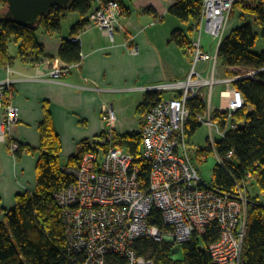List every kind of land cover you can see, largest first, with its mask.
Wrapping results in <instances>:
<instances>
[{
  "label": "built area",
  "instance_id": "built-area-1",
  "mask_svg": "<svg viewBox=\"0 0 264 264\" xmlns=\"http://www.w3.org/2000/svg\"><path fill=\"white\" fill-rule=\"evenodd\" d=\"M194 1L200 3L201 12L193 37L184 47L191 59L187 78L137 89L145 93L171 94L143 117L140 153L134 156L114 146L116 116L111 104H104L102 112L108 132L94 142V151L85 153L78 165L61 167V171L73 179L55 193L71 264H154L137 254L135 244L139 239L180 247L195 236L200 238L213 226L218 228L219 234L217 240L207 246L212 263L243 264L249 213L256 207L264 208L257 198L248 195L254 175L248 171L235 182L232 192L202 179L198 163L206 157L190 144L186 135L191 115L187 101L199 97L204 104L205 112L195 116L198 123L209 129L210 146L214 149L217 142L242 125L237 116L244 110L245 101L234 82L253 77L258 71L216 77L219 48L232 10L244 0ZM123 16L118 0H96L86 20L113 41L115 30L123 29L120 24ZM203 30L212 38L209 46L214 43V54L205 50ZM70 40L81 45L78 35ZM130 41L124 45L132 55H137L138 48ZM47 63L44 57L37 62L36 67L43 74L37 80L60 83V76L68 74L69 66L49 69ZM200 63L210 64L209 70H205L209 76L197 70ZM6 71L11 74L9 67ZM13 83L8 77L0 83V109L3 110L0 141L8 145L11 154L19 148L18 142L8 141L19 118V110L13 102ZM218 86L224 89L219 93V105L213 108V90ZM217 114L220 117L217 118ZM232 158L233 153L229 152L226 160ZM139 162L150 166L146 188L138 181ZM219 162L223 164L220 159Z\"/></svg>",
  "mask_w": 264,
  "mask_h": 264
},
{
  "label": "trees",
  "instance_id": "trees-1",
  "mask_svg": "<svg viewBox=\"0 0 264 264\" xmlns=\"http://www.w3.org/2000/svg\"><path fill=\"white\" fill-rule=\"evenodd\" d=\"M93 1L74 0L67 9L55 7L33 25H16L0 16V65H11L15 60L37 63L44 57L36 39L37 33L44 31L50 35L59 34L61 19L65 15L77 13L81 17L86 16ZM1 2L6 8L5 0ZM235 9L252 16L262 28L264 36L263 0H244L236 4L233 10ZM200 12V3L194 0H178L168 10L171 16L185 24H191L187 31L190 35ZM86 24L87 21L77 23L71 28V35H76ZM187 34L181 30H174L169 43L184 48L189 43ZM256 40L257 36L251 25L245 24L231 30L219 48V59L228 76L239 75L242 71L246 73L258 71L253 77L234 82V87L241 92L245 101L244 110L237 116L242 125L217 142L214 149L209 145L206 150H200L214 152L223 162L224 167L217 164L213 168L210 183L227 192H232L235 189V182L240 181L250 171L254 175L253 183L264 193V52L260 54L250 52ZM10 43L17 46L14 57L9 55ZM80 54V45L65 39L60 46L58 57L67 64H76L80 61ZM162 99L163 93L146 92L136 108V113L143 119ZM187 107L191 115L186 124V135L190 139L201 126L195 115L203 114L205 107L199 97L187 101ZM42 109L44 117L38 125L39 146L27 148L19 145L12 153L16 161L23 153H39L35 168L36 186L33 192L16 196L14 208L6 213L0 223V264H71L66 248L61 210L55 200V193L73 181L61 171V167L78 165L85 153L94 151L95 143L81 142L77 154L62 162L61 143L54 130L48 102L43 104ZM216 116L220 117L218 114ZM114 142L115 147L123 148L137 156L141 149V132L115 135ZM229 152L233 153V158L226 160ZM139 166L138 181L142 188H146L150 166L145 162H139ZM155 223L159 225L158 221ZM218 234V228L213 226L200 238L195 236L181 245V260L173 259L174 248L171 244L154 242L148 238L139 239L135 244V250L138 255L152 260L154 264H177L180 261L186 264H213L207 246L217 240ZM243 264H264L263 207L253 208L249 213Z\"/></svg>",
  "mask_w": 264,
  "mask_h": 264
},
{
  "label": "crops",
  "instance_id": "crops-1",
  "mask_svg": "<svg viewBox=\"0 0 264 264\" xmlns=\"http://www.w3.org/2000/svg\"><path fill=\"white\" fill-rule=\"evenodd\" d=\"M177 1L131 0L127 5L120 0L123 29L117 28L110 41L98 27L87 22L76 33L81 39L80 61L76 64L61 61L58 53L63 40L71 41V28L87 21L86 16L68 13L61 19V30L56 35L39 31L36 39L48 60L46 67L68 65L69 71L61 77L60 83H50L35 79L41 70L36 68V63L15 60L11 65H0V81L6 78L8 66L17 79L13 102L19 110V118L8 141L14 140L27 148L39 146L38 125L44 117L42 106L45 102H48L54 130L60 139L62 162L77 154L81 142H95L108 132L102 112L104 104H111L115 113V135L135 132L137 119L141 124L142 118L136 114L135 118H130V115L136 113L145 94L137 89L161 82L183 81L191 69V59L185 49L169 43L172 31L186 33L188 29L185 32V28L191 26L168 13ZM95 4L96 0L91 8ZM5 10L0 0V16L4 17ZM129 41L137 46V55H132L124 45ZM16 48V44H9L10 56H15ZM2 113L0 109V118ZM38 157L39 153H23L16 161L8 145L0 141V223L14 208L17 195L34 191Z\"/></svg>",
  "mask_w": 264,
  "mask_h": 264
},
{
  "label": "rangeland",
  "instance_id": "rangeland-1",
  "mask_svg": "<svg viewBox=\"0 0 264 264\" xmlns=\"http://www.w3.org/2000/svg\"><path fill=\"white\" fill-rule=\"evenodd\" d=\"M123 1L125 3H127V5L131 2V0H123ZM263 2H264V0H263ZM245 24H250L254 34H256V36H257L256 43H255L254 47L250 50V52L253 54H260V53L264 52V36L262 35V28L257 25V23L254 21V18L252 16H249V15L242 13L240 9H235L231 13L230 19L228 21V24H227V27H226V30L224 33V37H226L229 34L231 29H235V28L243 26ZM187 29H189L188 26L185 28V32L187 31ZM186 34H187V32H186ZM187 35L189 38L193 37V33H192V35H190V34H187ZM194 37H196L195 33H194ZM202 41L205 45H207L205 50L208 51L210 54H214V52H215L214 43H212V45L209 46L210 42L212 41V38L210 36H208L204 30L202 31ZM36 66H38L37 63H36ZM209 66H210L209 63H200L197 66V70L200 72L204 71L203 75L209 76V73L207 71H205V70H209ZM8 67L11 69V74H7L8 72L6 71V74H7L6 78L7 77L9 79L11 78L14 81L13 87H12V89H14V84L17 81V79L14 78L15 72L12 70V68L10 66H8ZM36 68L38 69L39 67H36ZM38 70H40V69H38ZM41 73H42V71L40 70V73L36 75V78H35L36 80L38 79V76L43 75ZM244 73H246V72L242 71V72H240V75H243ZM227 76L228 75L225 72L224 66L222 65L221 61H219V64H218L217 70H216V77L220 78V77H227ZM61 77L62 76H60V79H61ZM229 77H232V76H229ZM6 78L4 80H6ZM3 81H0V83ZM223 89H224L223 86H218V87L214 88L213 95H212V107L213 108H215L219 105V102H220L219 93ZM170 97H171V94H169V93L163 94L164 99H168ZM135 114L138 118H140V119L142 118L140 115H138L137 113H134V112L130 115V118H135ZM142 121H143V119H141V124H142ZM141 124L138 122V119H137V124H136L135 130H134L135 133L140 131V125ZM216 138H218V137H216ZM189 142L192 146L198 148L199 151L200 150H206V148L210 145V131H209V129L207 127L201 125L196 130V132L192 135V137L189 139ZM201 154L204 155L206 157V159L203 161L200 160V162L198 163L199 172H200L202 179L206 183H210L211 178H212L213 168L217 164H220L222 167H224V166H223V164H221V162H219V158L217 157V155L214 152L208 153V152L204 151V152H201ZM248 195L251 197L257 198L264 205V193L260 192L254 183L249 184ZM173 252H174V256H173L174 260H181L182 259V252L180 250V247L175 246L173 249Z\"/></svg>",
  "mask_w": 264,
  "mask_h": 264
},
{
  "label": "water",
  "instance_id": "water-1",
  "mask_svg": "<svg viewBox=\"0 0 264 264\" xmlns=\"http://www.w3.org/2000/svg\"><path fill=\"white\" fill-rule=\"evenodd\" d=\"M74 0H5L4 17L16 25H33L55 7L69 8Z\"/></svg>",
  "mask_w": 264,
  "mask_h": 264
}]
</instances>
